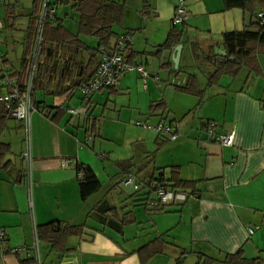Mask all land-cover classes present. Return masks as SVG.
<instances>
[{"label": "crops", "instance_id": "1", "mask_svg": "<svg viewBox=\"0 0 264 264\" xmlns=\"http://www.w3.org/2000/svg\"><path fill=\"white\" fill-rule=\"evenodd\" d=\"M108 1L124 7L122 21L113 31L130 35L125 59L142 65L148 75L125 73L115 87L94 93L84 107L72 86L90 77L94 64L89 51L57 45L56 52L43 57L34 93L41 109L30 115L29 171L20 156L25 148L21 123L10 115L0 118V142L8 146L0 157V228L4 232L0 264H208L205 257L213 259L209 264H227L222 260L224 253L238 250L245 258H258L264 264V54L257 56V73L242 66L236 75H222L212 85H207L211 68L203 59L212 50H224V32L248 27L255 16L249 9L224 8L223 0H186L188 16L177 26L182 47L175 65V46L153 53L173 27L177 0ZM33 8L32 0L21 6L4 0L0 11L1 18L4 11L2 29L7 21L12 29L23 27L22 19H26L22 39L1 34L0 76L5 72L17 82L22 80L31 49ZM62 8L63 19L57 14ZM71 11L77 14L71 5L57 7L56 18L76 34L78 15L73 18L75 27L65 22ZM87 36L78 34V39L95 49L98 40ZM79 62L84 64L83 74L81 67L77 73ZM189 75L196 77L202 95L177 89ZM114 95L123 97V103L118 104ZM159 101L164 108L151 111L150 105ZM111 102L118 117L124 108L129 120L142 117V122L172 123L177 137L166 139L142 127L130 134L124 154L110 158V152L101 150L98 161L110 159L113 165H102L103 171H112L110 186L103 190L89 150L94 151L96 137L105 135L96 127L95 109L98 105L106 109ZM65 107H75L78 114H70ZM210 120L216 123L215 133H234L232 146H222L206 134L205 123ZM12 151L15 158L10 156ZM64 158L74 161L63 167ZM130 158L129 165L120 164ZM75 162L88 165L101 184L83 200ZM171 166L178 168L181 179L195 183L196 192L184 202L149 210L142 201L129 197L130 187L120 186L126 172H133L141 183L150 179L155 168H164L169 177ZM102 201L106 210L92 214ZM126 213V222L117 230ZM50 221L82 227L80 235L67 239L64 253L51 251L35 237L36 226ZM154 239L165 243L163 252L142 262L140 249Z\"/></svg>", "mask_w": 264, "mask_h": 264}, {"label": "trees", "instance_id": "2", "mask_svg": "<svg viewBox=\"0 0 264 264\" xmlns=\"http://www.w3.org/2000/svg\"><path fill=\"white\" fill-rule=\"evenodd\" d=\"M42 1L43 0H32L34 15L30 19L31 25L29 27V35L32 38L31 46L38 22L39 12L42 6ZM48 3L51 8H54L55 12L53 17L48 16L46 18L43 25L37 72L34 77L32 87V96L34 101V93L36 90L38 73L43 63V57L48 56L49 53L56 52L54 46L61 45L87 49L89 51L90 57L92 58V64H94L93 69L88 73L89 76H91L98 64L99 49L112 48L115 40L121 35L113 31V26L119 25L122 21L124 12V7L122 4L111 2L108 0H53L52 2L49 0ZM65 5H71L73 10L78 15V32L76 34L71 33L56 18V8ZM223 6L224 8L240 7L243 9H249L252 11L253 16H255V20L250 25H248V27L243 28L242 30L227 31L222 34V46L226 52L225 55H219L212 50L209 54L203 57V59H205L206 63L211 68L207 85L217 83L222 75H236L242 66H246L250 68V70L257 73L260 69L257 56L258 54H264V25H259L256 21V10L264 9V0H223ZM78 34L95 37L98 40V46L95 49H88L83 45V43L80 42V40L78 39ZM124 35L130 36L129 33H124ZM181 37V30L178 29L177 26L173 25L164 43H162L157 49L158 51L153 54L158 55L162 51L171 50L174 46L181 43ZM129 43L130 42L127 43L126 48ZM192 53L194 55V58H197L194 47L192 48ZM25 60L23 77L22 80H19L18 82L20 85H22L26 79ZM80 67L81 74H83L84 64L82 62L77 63V73H79ZM82 80L76 82L72 86V88L74 89L79 83L82 82ZM177 89L181 92H186L188 94H193L196 96L202 95V89L200 88L196 77L193 75H189L185 85L177 86ZM35 104L36 106H38L36 101ZM163 108L164 105L162 101L150 105L151 111H156ZM8 115H10L8 111L4 108L3 105L0 104V118L6 117ZM92 128H94V125H92ZM159 135L168 139L163 134ZM159 144L160 143L158 142V147ZM7 151L8 146L0 142V157L3 156ZM153 154L154 152L151 153V155ZM132 161L133 158H130L128 160L122 161L120 164L126 166L132 163ZM75 167L76 171H83V177L78 178L79 194L80 198L83 200L90 194L97 191L101 184L88 165L77 162ZM169 169V177L165 176L164 168H155L152 170L149 176L150 179L147 181L142 180L141 183L139 181L140 179L138 178L139 180H137V177L133 172H126L127 175H133L139 183L138 189H133L128 193L129 197H133L138 199V201H142L143 205L148 207V200L154 196L155 191L159 186H164L165 188L172 190L182 191L186 193L187 196L196 192L195 183L192 181L181 179L179 177V171L177 167L171 166ZM151 194L152 196H150ZM105 208L106 202L102 201L97 206H95L91 213L99 214L105 211ZM163 208L164 207L157 209H147L160 210ZM109 210H114V208H111ZM127 214L128 213L120 217L119 225L116 227L117 230H120L121 226L126 222ZM81 231L82 227L80 225L75 226L64 224L59 221H50L45 224L36 226L35 235L41 242L46 243L51 251H54L56 253H64L65 251H67V239L71 236L80 235ZM164 246L165 243L160 239H154L147 245L143 246L140 249L142 262H145L154 254L162 253ZM212 260L213 259L211 257H205L204 262H207L209 264ZM222 260L227 264H259L258 258H245L242 255L241 250H238L234 253H224Z\"/></svg>", "mask_w": 264, "mask_h": 264}, {"label": "built area", "instance_id": "3", "mask_svg": "<svg viewBox=\"0 0 264 264\" xmlns=\"http://www.w3.org/2000/svg\"><path fill=\"white\" fill-rule=\"evenodd\" d=\"M49 0H43L42 6L38 16V22L36 25L34 38L32 41L31 50L25 60L26 79L25 82L20 85L16 79L12 78L7 73L3 72L0 76V81L5 90L0 91V104L8 111L10 116L18 120L24 132V143L25 148L21 152L22 160L27 163V170L29 169L30 153H29V124L30 115L33 111L40 110L41 108L36 106L33 99V80L37 72L38 57L40 51V44L42 41L43 25L46 18L53 17L54 8H51L48 3ZM4 5V0H0V11ZM188 16V10L186 6V0H177L174 7V14L172 23L175 26L182 25ZM256 21L259 25H264V11H259L256 14ZM2 18L0 15V42L2 40ZM130 42V36L121 34L112 45V48H100L98 64L94 73L88 77L85 81L79 83L74 89L81 92V99L84 107L89 106L91 96L104 88L115 87L122 75L131 71L139 72L143 77L148 75L146 69L137 63L128 62L125 59V49L127 43ZM67 110L70 114H78V110L75 107L62 108ZM136 125L144 128L153 130L158 134L165 135L168 139L173 140L177 137L172 123H157L150 125L145 122L136 121ZM216 123L212 120L206 122V134L211 137L214 141L222 146H232L234 142V133H215ZM90 137L86 139V144L90 142ZM74 160L71 158H64L61 161V165L66 167L69 163ZM76 164V162H75ZM29 171V170H28ZM77 178L83 177V171L78 170L76 172ZM124 187H130L133 189L139 188V183L136 178L128 174L122 179ZM188 196L186 193L179 190H172L159 186L154 196L148 200L147 206L151 209H157L165 207L167 205L178 204L186 201ZM249 234L254 232V228H248ZM36 237V236H35ZM4 239V232L0 228V240ZM37 240V238H36Z\"/></svg>", "mask_w": 264, "mask_h": 264}, {"label": "rangeland", "instance_id": "4", "mask_svg": "<svg viewBox=\"0 0 264 264\" xmlns=\"http://www.w3.org/2000/svg\"><path fill=\"white\" fill-rule=\"evenodd\" d=\"M51 2L53 0H50ZM31 2V0H6V4H17L18 6L21 5H29ZM63 9H58L57 10V14L59 16H61V18L63 19L64 16L62 14ZM68 9V8H66ZM69 11V10H68ZM2 18L4 16V11H2ZM77 17V14H75L74 12H70L69 13V17H67L65 19L66 25H68L69 27L73 28L74 23H73V18ZM17 18V17H16ZM22 21L24 22L23 27L20 28H11L10 21L6 22V27H4L1 30V34L2 35H13L14 37L19 39L23 38V35L25 34V26H26V19H22ZM73 23V24H72ZM76 29V28H75ZM88 37V36H87ZM122 77V76H121ZM77 99L80 97H82L81 92L77 91ZM117 103H123L124 98L121 96H116L114 95ZM96 99V97H95ZM97 100V99H96ZM101 100V104L104 101V97L100 99ZM75 105L74 103H71V106ZM77 108H79V105H76ZM117 109L115 107V105L111 102V104H108L106 109H103V106L101 107L100 105H98L95 109L94 114L97 116V122H96V127L101 129L103 131L104 138L102 137H96L97 138V143L95 146L94 151L89 150L90 153V157L93 158V162H95V169L98 172V176L102 182V189L106 190L108 188V186H110L111 181L109 180L110 175L112 174V171H103L102 169V165H110L113 168V165L109 161L104 158L101 160V162L98 161V156L101 154V150H105L106 152H110V158H116V156L122 155L125 153V148L128 147L126 145V143L130 140V134L135 135L136 132L141 131L138 129H144L142 128V126L140 128L136 127L134 124L136 121H141L144 120V118L142 117H136L132 120H129L127 113L125 114V111H127V109H122V113L120 115V117L117 116V111L115 110ZM142 119V120H141ZM147 124L150 125H155L152 122L149 121H145ZM81 125H83L82 123H80ZM89 126V125H88ZM79 131V135L82 136L83 135V126L78 128ZM122 138L124 139V141L121 143ZM131 138V137H130ZM87 149V147L85 148ZM15 151H12L10 153V156H13L12 158H15ZM124 156V155H123ZM110 167V169H111ZM108 184V186H107ZM107 186V188H106ZM122 188L124 187L122 182L120 185ZM120 187V188H121ZM126 190V189H123Z\"/></svg>", "mask_w": 264, "mask_h": 264}, {"label": "water", "instance_id": "5", "mask_svg": "<svg viewBox=\"0 0 264 264\" xmlns=\"http://www.w3.org/2000/svg\"><path fill=\"white\" fill-rule=\"evenodd\" d=\"M181 47L182 45L181 44H178L175 46L174 50H175V53H174V57L172 58V61L175 65H177L178 63V59H179V54H180V50H181ZM215 52H218V54H221V55H225V50H217L215 49ZM132 190V189H129V191Z\"/></svg>", "mask_w": 264, "mask_h": 264}]
</instances>
